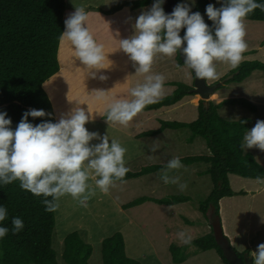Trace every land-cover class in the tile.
<instances>
[{"label": "rangeland", "instance_id": "rangeland-1", "mask_svg": "<svg viewBox=\"0 0 264 264\" xmlns=\"http://www.w3.org/2000/svg\"><path fill=\"white\" fill-rule=\"evenodd\" d=\"M124 1L140 0H66L65 19L75 11V7H84L86 11L93 13L89 18V30L97 43L103 44L111 65L98 72L93 79L84 71L85 66L74 57L69 44H61V71L45 86L57 120L77 106L85 110L90 106L93 120L85 125L86 128L90 132L99 133L101 137L108 135L110 140H118L127 149L126 167L131 171H139L149 165L167 164L174 157L209 154L210 150L204 139L197 138L194 143L189 142L192 137L190 130H167L159 136L144 138L138 142L134 137L137 131L143 134L160 129L161 121H196L199 102L206 100L203 97H188L176 108L139 113L127 127L107 123L102 117V114H106V106L102 99L97 98L95 91H110L112 96L130 98L131 88L144 82L145 74L131 70L133 63L120 49L119 41L134 35L136 18L151 7L136 11L123 10L113 15L105 13ZM199 1L196 0V4ZM185 2L186 0H182V3ZM213 5L221 7L218 4ZM164 7L166 14H170L175 8V0H165ZM245 23L248 49L244 53L246 59L241 64L256 61L264 63V22L246 20ZM179 55L184 63L182 50ZM180 59L177 54L172 58L157 55L154 60L152 73L165 77L163 98L172 95L179 84L194 86L196 89L195 75H189L191 70L180 66ZM233 69L235 68L227 63L217 62L219 79L206 80L208 86L214 87L213 96L216 99L212 101H250L257 106V113L235 105L222 108L221 115L229 121L251 119L255 125L257 120H264V72L255 71L242 83L234 82L233 79L225 83L231 76L237 75L229 76ZM100 75L107 76V79L101 81ZM91 143L96 144L99 141L94 140ZM153 148L155 151L151 150ZM245 153L256 154L261 161L259 163L264 167V152L253 148ZM209 168L207 164H194L170 171V176H178L181 182L187 183L188 187L183 192L177 185L165 184L160 179L162 172H157L138 179L117 182L107 194L96 187L94 179H90L88 183L95 195L87 201V207L81 206L70 195L61 197L56 210L57 223L53 235V248L57 253L58 264H67L63 258L65 239L72 233H78L86 243L92 245L93 254L89 264H104L102 243L117 233L124 236L127 255L141 264H175L171 246H186L178 239V232L190 234L192 242L212 233V221H208L201 212L202 204L214 189L212 178L207 174ZM230 183L237 195L226 197L220 202L223 230L237 253L247 249L253 256L257 245L264 243V184L257 183L256 179L236 175H230ZM178 195L187 196L190 200L174 206L147 202L130 209L124 208L126 204L141 197L163 199ZM209 215H212V209ZM185 254L188 260L183 264H225L215 250L203 252L193 246Z\"/></svg>", "mask_w": 264, "mask_h": 264}, {"label": "clouds", "instance_id": "clouds-1", "mask_svg": "<svg viewBox=\"0 0 264 264\" xmlns=\"http://www.w3.org/2000/svg\"><path fill=\"white\" fill-rule=\"evenodd\" d=\"M164 3L165 0H154L151 8L136 18L134 35L119 41L120 49L133 63L136 73L145 74L144 82L131 88L130 98L112 96L110 91H95L106 106L107 123L127 127L148 105L163 98L165 77L152 73L157 55L172 58L182 50L183 65L191 70L189 75L194 74L199 80H218L217 62L237 68L246 59L244 53L248 49L246 18L256 9L264 11V2L257 0H217L221 7L208 4L205 9L212 22L210 27L199 11H192L196 0L177 4L170 14L165 13ZM91 15L93 13L84 7H75L64 21L65 30L59 40L61 44H69L74 57L85 66L84 71L95 79L98 72L110 67L111 61L103 44L97 43L89 30ZM182 29L185 30L183 36ZM99 79L104 81L107 76L100 75ZM92 114L88 106L87 110L77 106L62 115L58 122H52L45 119L51 114L31 109L13 129L7 113L0 112V185L19 181L21 189L44 197L42 203L46 211L55 212L61 197L66 195L87 207V201L95 195L88 183L90 179H94L96 187L105 194L117 181L124 182L129 171L125 160L127 149L118 140H110L108 135L101 137L97 132H90L85 125L93 120ZM29 117L42 122L34 125ZM94 140L99 143L92 144ZM240 148L264 152V120H257L254 127L245 132ZM183 167L179 157L170 159L160 179L185 191L187 183L168 174ZM256 181L264 184V177L258 176ZM7 218V208L0 205V240L9 232L4 226ZM11 223L14 233L24 228L19 217H13ZM177 237L182 244H192V236L184 231L178 232ZM252 259L253 264H264V243L257 245Z\"/></svg>", "mask_w": 264, "mask_h": 264}, {"label": "trees", "instance_id": "trees-1", "mask_svg": "<svg viewBox=\"0 0 264 264\" xmlns=\"http://www.w3.org/2000/svg\"><path fill=\"white\" fill-rule=\"evenodd\" d=\"M154 0L120 2L107 15L116 14L122 10L136 11L151 7ZM264 2V0H257ZM175 6L182 0H175ZM208 4H221L217 0H200L193 12L199 11L205 22L211 27L205 9ZM66 0H0V112H6L12 121V128L19 124L23 114L31 109L44 110L51 114L52 122H57L52 102L45 89V84L61 70L59 54L61 42L59 37L65 30ZM165 11V7L163 4ZM166 13V11H165ZM246 20L264 22V11L256 9ZM185 30H181V36ZM180 59V55L178 54ZM183 62L180 59V66ZM184 66V65H183ZM255 71L264 72V63L244 62L233 69L229 76L238 73L233 81L242 83ZM188 97H201L194 86L179 84L176 91L161 99L158 103L148 105L142 112H157L180 104ZM201 100L198 105V119L192 123L161 121L160 129L140 135L142 138L156 137L167 130H190L194 143L197 138L206 141L209 154L180 158L183 165L207 164V174L212 178L214 189L208 199L202 204L201 212L209 221L212 208L220 215V202L226 197L237 195L231 187L230 175L246 179L264 177V167L251 153H245L240 148L243 136L251 130L254 121L243 119L229 121L222 117L221 109L225 106L240 105L252 113H257V106L245 99H230L218 104ZM141 112V113H142ZM106 119V115L104 117ZM34 125L42 122L29 117ZM245 122V123H242ZM166 164L149 165L139 171L129 170L124 182L138 179L146 175L162 172ZM120 182V181H117ZM44 197H37L20 188L19 181L8 185H0V205L7 208L8 218L4 226L9 232L0 240V264H58L57 253L53 248V235L56 228V211L48 212L42 203ZM50 199V198H49ZM187 196L178 195L171 198L156 199L141 197L126 204L130 209L153 202L159 205L174 206L188 202ZM19 217L24 222V228L14 233L11 220ZM212 228V226H211ZM206 252L215 250L225 264H230L218 244L214 230L191 245L171 246L173 263L183 264L188 260L185 254L190 247ZM93 247L86 243L78 233H72L65 239L63 258L67 264H89ZM104 264H141L130 258L126 253V241L121 233L105 239L102 243ZM249 251L238 253L240 257Z\"/></svg>", "mask_w": 264, "mask_h": 264}, {"label": "water", "instance_id": "water-1", "mask_svg": "<svg viewBox=\"0 0 264 264\" xmlns=\"http://www.w3.org/2000/svg\"><path fill=\"white\" fill-rule=\"evenodd\" d=\"M176 4V3H175ZM238 74V73H237ZM236 75L231 76L226 82L234 79ZM196 92H198L201 97L205 98L206 102L209 103L211 96L214 92V87L207 85L206 80H199L196 78ZM212 221V228L214 230L215 238L223 250L224 256L230 264H253V259L249 254H245L244 257H240L236 250L232 247L230 241L226 238L223 231V225L220 215H216V210L212 208V215L210 216Z\"/></svg>", "mask_w": 264, "mask_h": 264}, {"label": "crops", "instance_id": "crops-1", "mask_svg": "<svg viewBox=\"0 0 264 264\" xmlns=\"http://www.w3.org/2000/svg\"><path fill=\"white\" fill-rule=\"evenodd\" d=\"M125 10H130V9H125ZM123 11V10H122ZM122 11H120V13L122 12ZM119 13V12H118ZM117 14V13H116ZM131 70H134V71H136V69H135V67L134 66H132L131 67ZM61 71V70H60ZM59 74V73H58ZM56 76V75H55ZM54 76V77H55ZM48 83V82H47ZM46 83V84H47ZM206 83H207V81H206ZM46 84H45V86H46ZM208 85V84H207ZM46 89V88H45ZM214 99H216V97L215 96H213V94H212V96H211V98H210V100L212 101V100H214ZM220 100V103H222L223 102V99H217L216 101L218 102ZM220 103H218V104H220ZM179 105V104H178ZM177 106V105H176ZM176 106H174V107H171V108H165V109H172V108H176ZM89 108H90V106H89ZM161 111V110H160ZM142 113H145V112H142ZM106 115V114H105ZM105 115H103L102 114V117L104 118L105 117ZM105 119V118H104ZM56 120H57V118H56ZM57 122H58V120H57ZM111 123V122H110ZM142 133H140V132H135V140L138 142V141H140L141 139H144V138H142V137H140V135H141ZM251 154H253L254 156H255V158H256V160L258 161V162H261L258 158H257V156H256V154H254V153H251ZM261 165V164H260ZM234 191V190H233ZM235 192V191H234ZM227 234V233H226ZM228 235V234H227ZM245 251H249V250H244L242 253H244ZM252 252H250V254H251ZM253 255V254H252ZM253 257V256H252Z\"/></svg>", "mask_w": 264, "mask_h": 264}]
</instances>
